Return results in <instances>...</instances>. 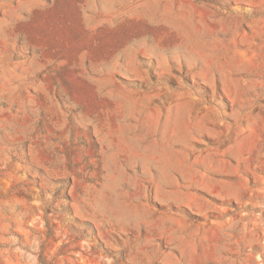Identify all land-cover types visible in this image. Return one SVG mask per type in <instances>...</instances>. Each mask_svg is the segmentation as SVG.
Wrapping results in <instances>:
<instances>
[{
  "label": "rangeland",
  "instance_id": "1",
  "mask_svg": "<svg viewBox=\"0 0 264 264\" xmlns=\"http://www.w3.org/2000/svg\"><path fill=\"white\" fill-rule=\"evenodd\" d=\"M0 264H264V0H0Z\"/></svg>",
  "mask_w": 264,
  "mask_h": 264
}]
</instances>
